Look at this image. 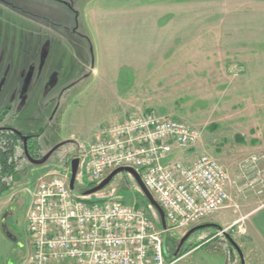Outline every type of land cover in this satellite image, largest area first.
<instances>
[{
  "label": "rangeland",
  "instance_id": "1",
  "mask_svg": "<svg viewBox=\"0 0 264 264\" xmlns=\"http://www.w3.org/2000/svg\"><path fill=\"white\" fill-rule=\"evenodd\" d=\"M30 2L0 1V112L14 105L1 124L41 130L40 156L21 159L22 180L0 195V264H28L27 210L39 178L70 172L80 147L139 111L198 130L187 153L212 155L233 180L227 207L205 223L223 227L245 263L258 261L249 223L264 205V0H32L27 14ZM84 171L82 161L81 187ZM108 197L143 207L160 225L131 174L84 199ZM171 235L179 241L184 233ZM199 241L173 264H242L219 229L198 230L188 246Z\"/></svg>",
  "mask_w": 264,
  "mask_h": 264
},
{
  "label": "built area",
  "instance_id": "2",
  "mask_svg": "<svg viewBox=\"0 0 264 264\" xmlns=\"http://www.w3.org/2000/svg\"><path fill=\"white\" fill-rule=\"evenodd\" d=\"M200 134L192 125L152 111L130 113L104 128L79 157L96 185L120 167L136 169L165 212L168 228L143 208L116 197L87 200L70 189V172H45L27 210L28 264H173L165 234L186 233L226 208L233 183L209 154L185 161Z\"/></svg>",
  "mask_w": 264,
  "mask_h": 264
},
{
  "label": "flooded vegetation",
  "instance_id": "3",
  "mask_svg": "<svg viewBox=\"0 0 264 264\" xmlns=\"http://www.w3.org/2000/svg\"><path fill=\"white\" fill-rule=\"evenodd\" d=\"M30 1L32 2V0ZM31 2L30 4L27 3L26 5H24L25 7L23 8V10L27 14H32V6H31L32 3ZM61 23H63L62 27L66 26V23L64 22H61ZM40 56L45 61L46 57H48V52L43 48L41 49ZM23 75L27 79L23 86L21 98H23L26 95L29 82L32 77L31 76L32 75V65L29 66L28 71L23 73ZM54 79L55 77H53L52 79L50 77L46 85L47 88H50L54 84ZM13 106H14L13 103L9 102L0 112V189H6L5 193L8 192L11 188H13L17 183H19L22 180V175L20 174L21 170L19 168L20 160L27 159L30 161H36V158L40 156L39 138H38L39 150L37 151L38 153H34L32 155V133H36V132H32V131L25 132V131H22V130H19L13 127L10 124H1L4 121L5 117L9 115V113L11 112V110L13 109ZM74 156L75 157H73V159L78 157L77 155H74ZM77 185L81 187V184H79L78 181H77ZM210 228L218 232L217 227H210ZM193 235L194 234H192L182 244L181 249L182 247L186 246V244L191 240ZM176 242H177V245H176L177 246L176 249H177L180 246V240Z\"/></svg>",
  "mask_w": 264,
  "mask_h": 264
},
{
  "label": "water",
  "instance_id": "4",
  "mask_svg": "<svg viewBox=\"0 0 264 264\" xmlns=\"http://www.w3.org/2000/svg\"><path fill=\"white\" fill-rule=\"evenodd\" d=\"M78 153V157L74 158L71 160L70 162V189L71 191L78 197L80 198H84V197H88L91 196L99 191H101L102 189H104L113 179L114 177L121 173V172H127L129 174H131L134 179L136 180L141 192L143 193V195L146 197V199L148 200V202L150 203V205L157 211L158 216H159V222H160V226L163 229H167L168 228V224H167V219H166V215L164 210L162 209V207L158 204V202L155 200L154 196L152 195V193L149 191V189L146 187V185L144 184L139 172L134 169L133 167H120L117 168L115 170H113L106 178H104L101 182H99L98 184L90 187V188H82L79 187L77 185V177H78V172H79V167L80 164L82 162L81 158L79 157ZM9 213V211H7V214ZM209 227H217V229H219V231L221 233H224L225 236L227 237V239H229L230 243L236 248V250L239 252V255L241 257V262L242 264H246L245 263V259H244V254L242 249L240 248V246L237 244V242L226 232V230L219 226L216 223H202L199 224L197 226L192 227L190 230H188L183 237L180 239V246L176 249L175 253L172 255L173 257H177L181 251V246L182 244L196 231L204 229V228H209ZM2 229L7 233V235L12 238L15 239L14 236L9 232L8 230V226L5 223V218L4 221L2 222ZM168 234L164 235V241L166 239ZM171 257V256H170Z\"/></svg>",
  "mask_w": 264,
  "mask_h": 264
},
{
  "label": "crops",
  "instance_id": "5",
  "mask_svg": "<svg viewBox=\"0 0 264 264\" xmlns=\"http://www.w3.org/2000/svg\"><path fill=\"white\" fill-rule=\"evenodd\" d=\"M193 153H185L182 155L185 161L192 160L197 157V155H192ZM249 228L252 233V239L256 243L255 249H257L260 255L258 261L252 263L246 261V264H264V205L255 210L250 218ZM65 262V261H64ZM65 264L63 262H60Z\"/></svg>",
  "mask_w": 264,
  "mask_h": 264
},
{
  "label": "trees",
  "instance_id": "6",
  "mask_svg": "<svg viewBox=\"0 0 264 264\" xmlns=\"http://www.w3.org/2000/svg\"><path fill=\"white\" fill-rule=\"evenodd\" d=\"M41 131H38L36 133H32V155L34 153H38L37 151L39 150V144H38V138H39V135H40ZM94 185L92 184H87V185H84L82 188H90ZM6 189H0V195L5 193ZM194 234V233H193ZM178 241L176 239V237L174 235H171L170 233L167 235L166 239H165V249H166V256L167 258L172 261V260H175L177 259L179 256H181V254L183 253H186L192 249H195L196 247H198L200 244H202L203 241H199V242H196V243H193L191 245L188 246V242L186 244L185 247H182L179 255L177 257H173L172 255L175 253L176 251V245H177V242ZM206 241V239L204 240ZM171 256V257H170Z\"/></svg>",
  "mask_w": 264,
  "mask_h": 264
}]
</instances>
